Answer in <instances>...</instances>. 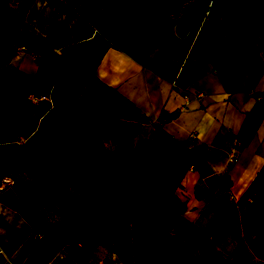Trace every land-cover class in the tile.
<instances>
[{
    "label": "rangeland",
    "instance_id": "obj_1",
    "mask_svg": "<svg viewBox=\"0 0 264 264\" xmlns=\"http://www.w3.org/2000/svg\"><path fill=\"white\" fill-rule=\"evenodd\" d=\"M40 1L32 0L35 4L28 9L26 44L15 49L8 65L0 63L2 197L19 196L25 209L38 215L37 227L47 224L68 244L85 250L93 259L83 264H233L209 247L198 230L172 213L180 209L176 192L186 172L206 170L199 156L169 138L162 143L138 142L123 116V131H117L95 113L94 123L80 122L86 129L81 137L74 122L66 119L62 110L66 100L79 101L81 88L98 60L90 44L92 36L113 26L106 20L111 11L109 0L88 8L85 3L90 0H43L50 5L52 18V4H60L58 21L45 27L42 21L37 32L40 17L35 5ZM75 9L77 17L90 15L94 22L78 41L67 31L76 26L77 17L71 16ZM134 9L123 21L132 24L129 30L112 29L122 37L166 13L186 10L190 13L184 22L195 27V33L216 17L225 44L234 38L241 40L240 19L228 0H140ZM255 47L264 66L263 40ZM29 93L43 98L31 101ZM143 212L160 221L158 231H143L142 237H136L135 231L120 234ZM135 238L146 242L139 254L132 249Z\"/></svg>",
    "mask_w": 264,
    "mask_h": 264
},
{
    "label": "crops",
    "instance_id": "obj_2",
    "mask_svg": "<svg viewBox=\"0 0 264 264\" xmlns=\"http://www.w3.org/2000/svg\"><path fill=\"white\" fill-rule=\"evenodd\" d=\"M35 7L37 32L42 21L44 27L56 23L47 2ZM189 13H166L127 39L113 30L92 36L98 60L79 101L99 113L107 95L122 109L138 142L169 138L194 151L206 170L186 172L176 192L180 209L172 212L175 219L198 230L209 247L233 264H264L263 60L242 36L225 44L216 17L195 33L184 22ZM179 24L187 27L185 36L178 34ZM177 50L188 59L179 77L172 58ZM4 192L0 264L91 262L85 250L68 244L58 230L47 224L37 227L38 215L25 209L17 195L2 197Z\"/></svg>",
    "mask_w": 264,
    "mask_h": 264
},
{
    "label": "trees",
    "instance_id": "obj_3",
    "mask_svg": "<svg viewBox=\"0 0 264 264\" xmlns=\"http://www.w3.org/2000/svg\"><path fill=\"white\" fill-rule=\"evenodd\" d=\"M101 1L102 0H90L89 2H86L85 5L87 8L90 6L93 7L96 3L101 4ZM139 1L140 0H109L111 11L106 20L111 22L113 26H111L108 31L112 30L116 26L118 28L127 27L126 30H129L132 24H130V22H125V26L123 21L128 19V15L134 13L136 10L134 8ZM228 2L237 10L240 19L239 29L242 32V40L244 44L248 45L252 50L259 54L255 45L262 42V40L264 43V0H228ZM32 3V0H0L1 64L4 63L5 65H8L12 59L15 49L26 44L27 34L24 29V22L28 9L32 6ZM52 6L55 9V16L52 19V22H56L58 21L57 8L60 7V4L53 3ZM61 8L68 13L65 6H61ZM78 13L79 12L75 9L74 14L71 16L77 17ZM155 13L157 12L155 11ZM85 15L77 17V21L75 23L76 26L67 28V31L72 33L76 41H78V37L86 34L94 23L93 19L89 18L90 15ZM100 18L101 16L97 17L96 20ZM131 34L132 32L128 31V34L123 35V38L127 39ZM62 110L65 112L66 119L70 122H74V130L80 137L86 130L80 126V122H87V120H89L94 123L96 121L95 112L89 109L84 102L68 98ZM99 113L101 114L102 119L108 124H112L117 131H123L120 125V121L122 119V109L112 98H105L103 100L102 108ZM99 133L100 129L96 127L95 135L98 136ZM190 153L194 156H198L192 150H190ZM160 226V221L154 219L152 214L149 212H143L130 225L124 228L120 234L135 231L136 237H142L140 234H142L143 231L152 234L158 231ZM131 244L132 249L136 254L142 252L146 246V242H142L141 238H135Z\"/></svg>",
    "mask_w": 264,
    "mask_h": 264
},
{
    "label": "built area",
    "instance_id": "obj_4",
    "mask_svg": "<svg viewBox=\"0 0 264 264\" xmlns=\"http://www.w3.org/2000/svg\"><path fill=\"white\" fill-rule=\"evenodd\" d=\"M187 55L180 51V50H177L175 51L173 54H172V58L175 57V61L177 62L178 66H177V69L176 71L178 72L177 73V77L180 76L181 72L184 70L185 66L187 65V62H188V59L186 57ZM176 68V67H175ZM253 93V92H252ZM27 98L31 101H37L39 99H42L43 97H37L35 96L33 93H29L27 95ZM258 99H261V97L258 95L257 96ZM262 224L260 223V226Z\"/></svg>",
    "mask_w": 264,
    "mask_h": 264
},
{
    "label": "water",
    "instance_id": "obj_5",
    "mask_svg": "<svg viewBox=\"0 0 264 264\" xmlns=\"http://www.w3.org/2000/svg\"><path fill=\"white\" fill-rule=\"evenodd\" d=\"M176 29H177L178 34L181 35V36H185L187 34V32H188L187 27L185 25H183V24H179L176 27Z\"/></svg>",
    "mask_w": 264,
    "mask_h": 264
}]
</instances>
